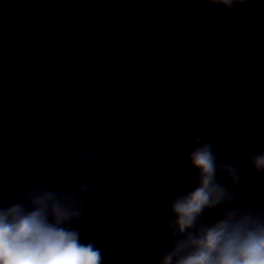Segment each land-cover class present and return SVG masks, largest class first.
<instances>
[{"label": "water", "instance_id": "1", "mask_svg": "<svg viewBox=\"0 0 264 264\" xmlns=\"http://www.w3.org/2000/svg\"><path fill=\"white\" fill-rule=\"evenodd\" d=\"M196 131L237 167L264 150V0H0V206L75 191L91 150L72 226L103 264H155L170 196L196 185L174 154ZM239 187L233 206L264 205V172L249 166Z\"/></svg>", "mask_w": 264, "mask_h": 264}, {"label": "clouds", "instance_id": "2", "mask_svg": "<svg viewBox=\"0 0 264 264\" xmlns=\"http://www.w3.org/2000/svg\"><path fill=\"white\" fill-rule=\"evenodd\" d=\"M199 2L231 12L248 0ZM181 153H187L196 185L170 196L163 223L172 243L155 264H264V205L233 206L248 167L264 172V150L252 154L249 165L237 167L220 159L211 142L196 131L176 147L174 154ZM91 154L77 155L75 191L59 184L25 189L17 202L0 206V264H103L102 250L83 242L81 231L72 226L82 220L83 197L94 186L86 171ZM218 173H224L231 186L218 182ZM217 207L219 218L205 222V211Z\"/></svg>", "mask_w": 264, "mask_h": 264}]
</instances>
